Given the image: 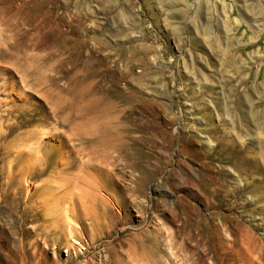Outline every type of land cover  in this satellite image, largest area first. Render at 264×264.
Listing matches in <instances>:
<instances>
[{
  "label": "rangeland",
  "instance_id": "rangeland-1",
  "mask_svg": "<svg viewBox=\"0 0 264 264\" xmlns=\"http://www.w3.org/2000/svg\"><path fill=\"white\" fill-rule=\"evenodd\" d=\"M0 132V264H264V0H0Z\"/></svg>",
  "mask_w": 264,
  "mask_h": 264
},
{
  "label": "bare ground",
  "instance_id": "bare-ground-1",
  "mask_svg": "<svg viewBox=\"0 0 264 264\" xmlns=\"http://www.w3.org/2000/svg\"><path fill=\"white\" fill-rule=\"evenodd\" d=\"M50 108H51V113H52V116L56 119V123H59V122H61V123H66V121L70 118V112H68V111H63L62 109H61V107H59L57 104H55V103H50ZM11 117V116H10ZM6 118V117H5ZM17 120V119H16ZM90 121H92V124H93V126H92V128H95V127H101L102 125L100 124V123H98L97 122V120H94L93 118L92 119H89L88 118V121H86V122H90ZM13 123V122H12ZM14 124V123H13ZM104 124V123H103ZM56 125V124H55ZM95 126V127H94ZM90 127V126H89ZM14 128H15V126H14ZM52 128V127H51ZM91 128V129H92ZM91 129H88V126L86 127L85 125H82V123H79V124H76V125H74L73 127H71V133L69 134V135H67L68 136V138L70 139V137L71 138H74V139H77V138H79L80 136H81V134L83 135L84 134V131L85 132H87V131H90ZM8 131V130H7ZM1 133V132H0ZM50 133V132H49ZM41 134V133H40ZM47 133L45 132V133H43V135H41L40 137H39V140L43 137V136H45ZM58 134V133H57ZM60 136V135H59ZM4 137V136H3ZM12 140V139H11ZM39 140L38 141H36V142H33V143H31V144H29V147H30V149H32V151H33V153H32V151H31V153H32V156L31 157H29L28 156V158L26 159V160H24L25 158H23V160H24V163H22V165L21 164H18V165H21V167H19V168H17L16 167V169H18L20 172L19 173H23V174H25V173H27L28 171H26L27 170V167L29 166V162L30 161H32V162H30V164L31 163H39V166L43 169L44 168V166H43V162H46L47 160L45 159V157L44 158H42L40 155H39V153H37L36 152V146L38 147V142H39ZM220 143H221V141H220ZM25 147V146H24ZM24 147H22V149L20 150V151H17L16 152V154L14 155V157H20L21 155H23V152L25 151L24 149ZM76 149V153L78 154V155H80V156H83V155H87V156H90V157H88V159H87V162H91V161H93L92 159L94 158V156L92 155L91 156V154H92V152H86V151H83L82 149H80V148H75ZM35 150V151H34ZM110 150H112V146H110L109 147V151ZM91 151H95V148L94 149H91ZM13 153V152H12ZM66 153V152H65ZM104 153H109V152H104ZM31 155V154H30ZM14 157H13V159H14ZM65 157L67 158H65L66 159V162H64L65 164L64 165H66L67 164V162L68 161H70L71 160V158H70V156L69 155H66L65 154ZM21 158V157H20ZM16 159V158H15ZM45 159V160H44ZM48 159V158H47ZM44 160V161H43ZM22 162V161H21ZM20 163V162H19ZM17 165V166H18ZM35 166V165H34ZM32 166H30V168H31ZM39 167V168H40ZM29 168V167H28ZM34 168V167H33ZM36 168V167H35ZM34 170V169H33ZM14 174H16V173H14ZM17 175H18V173H17ZM12 176H14V175H12ZM16 176V175H15ZM19 176V175H18ZM24 176V175H23ZM55 181V185H57V184H59V180L58 179H55L54 180ZM27 193L29 194V190H27ZM44 193V192H43ZM61 201V200H60ZM63 201V200H62ZM64 203V202H63ZM55 207L56 208H58V205L57 204H55Z\"/></svg>",
  "mask_w": 264,
  "mask_h": 264
}]
</instances>
